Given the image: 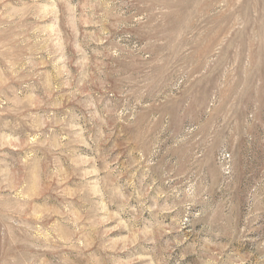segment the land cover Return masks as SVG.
Returning <instances> with one entry per match:
<instances>
[{
  "label": "rangeland",
  "instance_id": "obj_1",
  "mask_svg": "<svg viewBox=\"0 0 264 264\" xmlns=\"http://www.w3.org/2000/svg\"><path fill=\"white\" fill-rule=\"evenodd\" d=\"M0 264H264V0H0Z\"/></svg>",
  "mask_w": 264,
  "mask_h": 264
}]
</instances>
